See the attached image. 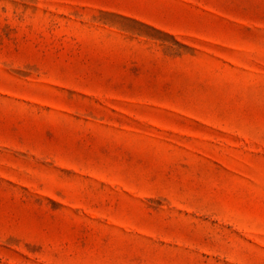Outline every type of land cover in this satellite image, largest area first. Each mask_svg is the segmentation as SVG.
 Segmentation results:
<instances>
[{
    "label": "rangeland",
    "instance_id": "374dc122",
    "mask_svg": "<svg viewBox=\"0 0 264 264\" xmlns=\"http://www.w3.org/2000/svg\"><path fill=\"white\" fill-rule=\"evenodd\" d=\"M0 264H264V0H0Z\"/></svg>",
    "mask_w": 264,
    "mask_h": 264
}]
</instances>
